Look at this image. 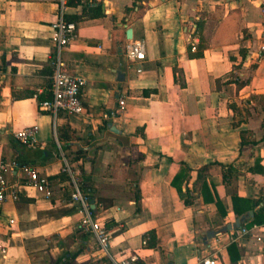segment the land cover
Wrapping results in <instances>:
<instances>
[{
    "label": "crops",
    "instance_id": "1",
    "mask_svg": "<svg viewBox=\"0 0 264 264\" xmlns=\"http://www.w3.org/2000/svg\"><path fill=\"white\" fill-rule=\"evenodd\" d=\"M60 16L76 26L62 58L86 84L81 113L54 119L39 106L51 97ZM133 40L145 46L140 62L123 52ZM255 96L264 97V0H0V167L17 194L0 203V264H110L79 226L64 158L111 236V257L264 264V223L246 225L253 210L232 205L264 202ZM28 126L38 127L33 146L14 138ZM14 163L46 177L51 196ZM242 216L247 234L204 240Z\"/></svg>",
    "mask_w": 264,
    "mask_h": 264
},
{
    "label": "built area",
    "instance_id": "2",
    "mask_svg": "<svg viewBox=\"0 0 264 264\" xmlns=\"http://www.w3.org/2000/svg\"><path fill=\"white\" fill-rule=\"evenodd\" d=\"M76 26L73 22L64 20L62 16L55 23V48L52 54V73L50 98L40 103V111L50 114L54 119L58 113L66 115H78L82 110L81 93L86 84L85 80L79 76L70 74L62 58V50L70 43L75 36ZM192 49H195L192 47ZM124 54L130 61H142L145 58V46L142 40H133L127 43L123 49ZM119 105H123V100H119ZM110 113L104 114L105 118L114 116ZM37 126H28L14 133V138L22 145L33 146L37 142ZM61 172L67 177L69 186L70 203L76 206L81 217L79 219L80 228L91 234L98 244L99 250L110 259V264H137V256L129 258L115 259L108 253L111 236L108 233L104 222L98 218L91 207L90 198L82 186L81 173L76 170L65 158ZM16 168H21L27 175L28 185L42 193L45 198L51 196V188L48 186L46 177L41 176L34 167L28 164H13ZM3 166L0 167V203L7 199L16 200L17 194L8 186L3 175ZM255 228L256 225H253ZM238 235L248 233V228L239 227ZM202 264H216L215 258H203Z\"/></svg>",
    "mask_w": 264,
    "mask_h": 264
},
{
    "label": "trees",
    "instance_id": "3",
    "mask_svg": "<svg viewBox=\"0 0 264 264\" xmlns=\"http://www.w3.org/2000/svg\"><path fill=\"white\" fill-rule=\"evenodd\" d=\"M207 167H203L198 171V175H201V173L206 170ZM260 203H262L260 205ZM247 205V209L253 210L251 219L246 222V225L250 226L252 224H262L264 223V202L262 201H253V200H246L244 198H240L238 196L232 197V205H233V212L236 215H241L244 213V209H242L243 205ZM216 205L219 209H221L219 201H217ZM246 211V210H245Z\"/></svg>",
    "mask_w": 264,
    "mask_h": 264
},
{
    "label": "water",
    "instance_id": "4",
    "mask_svg": "<svg viewBox=\"0 0 264 264\" xmlns=\"http://www.w3.org/2000/svg\"><path fill=\"white\" fill-rule=\"evenodd\" d=\"M127 38L128 39L131 38L130 30L127 31ZM246 216H242L240 219L235 220L234 223L227 224L226 226H224V227H222L216 231H209L204 240L206 241L207 239L213 238L216 234H220L222 232L230 231V230H233V229L240 227V225L245 221Z\"/></svg>",
    "mask_w": 264,
    "mask_h": 264
},
{
    "label": "rangeland",
    "instance_id": "5",
    "mask_svg": "<svg viewBox=\"0 0 264 264\" xmlns=\"http://www.w3.org/2000/svg\"><path fill=\"white\" fill-rule=\"evenodd\" d=\"M255 99L259 100V101H262V100H264V97L255 96Z\"/></svg>",
    "mask_w": 264,
    "mask_h": 264
}]
</instances>
